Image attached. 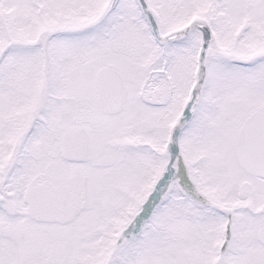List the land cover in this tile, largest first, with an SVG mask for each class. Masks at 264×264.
<instances>
[{
  "label": "snow or ice",
  "instance_id": "snow-or-ice-1",
  "mask_svg": "<svg viewBox=\"0 0 264 264\" xmlns=\"http://www.w3.org/2000/svg\"><path fill=\"white\" fill-rule=\"evenodd\" d=\"M0 264H264V0H0Z\"/></svg>",
  "mask_w": 264,
  "mask_h": 264
}]
</instances>
